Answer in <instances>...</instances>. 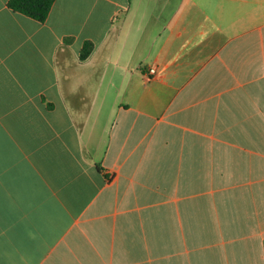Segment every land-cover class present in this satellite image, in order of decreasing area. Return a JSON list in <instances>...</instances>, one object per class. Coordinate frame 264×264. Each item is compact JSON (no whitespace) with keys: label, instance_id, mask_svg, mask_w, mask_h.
I'll use <instances>...</instances> for the list:
<instances>
[{"label":"crops","instance_id":"0c3cea01","mask_svg":"<svg viewBox=\"0 0 264 264\" xmlns=\"http://www.w3.org/2000/svg\"><path fill=\"white\" fill-rule=\"evenodd\" d=\"M0 264H264V0H0Z\"/></svg>","mask_w":264,"mask_h":264},{"label":"trees","instance_id":"16d2710c","mask_svg":"<svg viewBox=\"0 0 264 264\" xmlns=\"http://www.w3.org/2000/svg\"><path fill=\"white\" fill-rule=\"evenodd\" d=\"M55 0H7V6L13 11L22 13L38 21H44ZM71 38H67L70 40ZM93 43L90 40H84L80 51L79 58L85 59L92 51Z\"/></svg>","mask_w":264,"mask_h":264},{"label":"built area","instance_id":"2783aa9c","mask_svg":"<svg viewBox=\"0 0 264 264\" xmlns=\"http://www.w3.org/2000/svg\"><path fill=\"white\" fill-rule=\"evenodd\" d=\"M154 71H155V69L153 67H151V68L148 69V72L149 73H154Z\"/></svg>","mask_w":264,"mask_h":264}]
</instances>
